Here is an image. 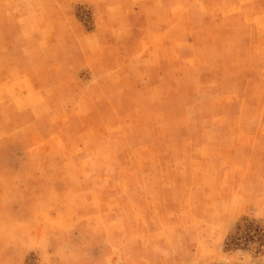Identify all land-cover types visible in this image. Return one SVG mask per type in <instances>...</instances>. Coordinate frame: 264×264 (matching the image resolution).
I'll use <instances>...</instances> for the list:
<instances>
[{
  "label": "rangeland",
  "instance_id": "rangeland-1",
  "mask_svg": "<svg viewBox=\"0 0 264 264\" xmlns=\"http://www.w3.org/2000/svg\"><path fill=\"white\" fill-rule=\"evenodd\" d=\"M135 1L102 51L26 0L70 90L0 91V264H264V1Z\"/></svg>",
  "mask_w": 264,
  "mask_h": 264
},
{
  "label": "crops",
  "instance_id": "crops-1",
  "mask_svg": "<svg viewBox=\"0 0 264 264\" xmlns=\"http://www.w3.org/2000/svg\"><path fill=\"white\" fill-rule=\"evenodd\" d=\"M41 1L36 9L37 15L32 17L35 20L33 25L35 24L39 27V31L34 33L35 39H33L34 37L30 39L32 41L46 42L51 46V43L62 37L57 31V25L61 21L71 26L74 30L73 35L79 39L90 37L101 41L102 51L106 50L108 41L118 42L125 36L129 40L134 41V30H126L124 27L134 26V14L139 8L138 1ZM76 2H84L91 5L94 14L93 28L86 29L81 20L77 18L73 8V3ZM27 5L26 0H0V43H15L14 45H4V49L0 50V91L39 90L45 92L46 95L49 93V99L52 102L50 104H59L57 103L58 100L65 99L59 91L61 88L62 90H70V80L67 76L60 81L58 74L70 73L69 66L73 57L70 53L67 54L65 52V55L60 57V50L58 49L43 52L37 51L28 55L21 48V45L16 44L27 40V34L22 31L23 27L29 22L28 19L32 16H29ZM59 8H62L63 11L56 12ZM52 13H56L57 16H53ZM123 28L125 33L122 31ZM87 58H93V55L90 54ZM61 59H63V63H61ZM3 97H7L5 93ZM2 104L14 105L15 103Z\"/></svg>",
  "mask_w": 264,
  "mask_h": 264
}]
</instances>
